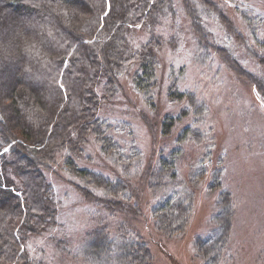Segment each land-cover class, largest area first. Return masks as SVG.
<instances>
[{"label": "trees", "instance_id": "obj_1", "mask_svg": "<svg viewBox=\"0 0 264 264\" xmlns=\"http://www.w3.org/2000/svg\"><path fill=\"white\" fill-rule=\"evenodd\" d=\"M176 3L203 51L216 49L224 63L254 87L253 95L264 105V77L250 72L228 53L229 48L214 41L211 22L219 20L232 29L236 43H244V35L234 28L219 0H0V264H12L18 257L21 241L15 229L22 220L19 233L24 237L40 233L56 215L46 170L52 168L57 151L67 153V162L76 175L106 192L108 198L99 200L105 201L112 214L125 216L131 223L133 218L134 225L122 222L116 229L102 225L89 234L93 237L87 244V258L96 264H118L117 260L119 264H153L151 246L143 231L147 223L150 227L152 221L157 232L171 237L180 235L189 222L197 198V192L189 185L204 175V171L200 175L192 171L190 177L183 179L179 170L183 143L192 132L189 125L176 139L177 147L162 155L157 165V159L152 157L146 172L137 179V186H133L134 178L128 170L117 173L114 181L91 168H78L76 159L84 156L92 135L99 137L108 153L114 151L111 145L115 144L108 132L110 125L98 116L101 107L113 102L124 90L122 75L138 65L136 84L147 95L153 94L158 82L154 41L132 49L128 38L138 27H146L154 35L153 21L172 12L175 16ZM254 9L250 10L252 15ZM255 21L260 24L259 18ZM90 39L92 42H87ZM257 62L264 68V55H259ZM172 95L179 100L177 105H183L178 117L187 115L192 106L194 112H202L195 114L197 119L207 110V103L190 92L177 89ZM164 117L166 134L183 124L177 121L175 112ZM115 158L119 162L124 160L119 152ZM9 172L17 181L10 180ZM215 183L210 185L212 190L220 188L221 183ZM79 189L90 193L86 188ZM146 190L150 194L166 190L172 195L152 208ZM223 190L220 202L228 204L216 216L220 222L218 233L215 231L204 242L206 264H228L235 260L237 252L231 243L229 224L236 204L229 197L232 194L225 187ZM138 197L147 200V211L133 212L136 203L131 200ZM116 201L121 205L118 210ZM223 212L227 220L221 217ZM105 252L108 257L102 260ZM19 258L24 259V254Z\"/></svg>", "mask_w": 264, "mask_h": 264}, {"label": "rangeland", "instance_id": "obj_2", "mask_svg": "<svg viewBox=\"0 0 264 264\" xmlns=\"http://www.w3.org/2000/svg\"><path fill=\"white\" fill-rule=\"evenodd\" d=\"M219 1L223 11L233 20L234 28L244 35V43H236L232 29L219 20L211 22L214 41L229 48L228 53L250 72L264 77V68L257 62L258 56L264 55V0ZM251 9H254L253 15ZM174 11L175 16L172 12L153 21L154 35L148 28L138 27L128 38L132 49L154 41L158 82L153 94L147 95L136 84L138 65L122 75L124 90L119 91L113 102L104 104L98 116L108 127L110 125L108 132L116 145H111L114 151L108 153L99 137L92 135L84 156L76 158L77 166L91 168L114 178V181L117 173L128 170L134 178L133 186H137L140 184L137 179L146 172L152 157L157 159V165L162 155L177 147L176 139L189 125L192 132L183 143L185 149L179 156V170L183 179L190 177L192 171L196 175L204 171L197 183L189 185L193 192H197L195 210L180 235L166 236L153 228L152 221L150 227L147 223L143 231L151 246L153 264H206L202 252L207 253L204 242L215 231L218 233L220 222L216 216L228 204L224 200L220 202L219 194L224 187L233 195L229 197L236 204L235 215L229 218V224L231 243L237 252L235 260L228 264H264V105L253 95L254 87L225 64L216 49L203 51L193 37L179 3L174 5ZM256 17L260 24L254 22ZM48 40L52 41L50 37ZM177 89L190 92L207 103V110L201 118H196L195 114L202 112H194L193 106L187 115L178 117L183 105H177L179 100L172 95ZM173 112L177 121H183V124L171 128L166 134L163 118ZM116 152L124 158L122 162L115 158ZM67 159L65 151H57L51 163V169L56 172L46 170L52 185L50 199L56 215L40 233L24 237L19 233L21 221L15 229L21 249L12 264H96L87 258V244L93 237L89 234L102 225L112 229L122 222L134 225L133 218L131 223L125 216L112 214L105 201L99 200L108 198L106 192L88 185L76 175ZM9 175L11 181H17L13 173L9 172ZM215 181L221 185L212 190L210 185L217 184ZM146 192L147 198L152 200V208L172 195L166 190L157 194ZM131 203H136L134 213L147 211V200L138 197ZM115 206L118 210L119 201ZM146 214L151 218L149 212ZM221 217L228 219L225 212ZM140 221L143 222V217ZM21 254L24 259L19 258ZM107 257L105 252L102 260ZM107 264L114 263L109 261Z\"/></svg>", "mask_w": 264, "mask_h": 264}]
</instances>
